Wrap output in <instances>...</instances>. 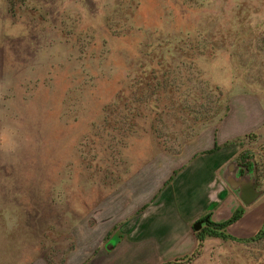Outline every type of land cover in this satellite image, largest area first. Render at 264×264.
Returning <instances> with one entry per match:
<instances>
[{
	"label": "rangeland",
	"instance_id": "rangeland-1",
	"mask_svg": "<svg viewBox=\"0 0 264 264\" xmlns=\"http://www.w3.org/2000/svg\"><path fill=\"white\" fill-rule=\"evenodd\" d=\"M192 144L264 197V0H0V264H157Z\"/></svg>",
	"mask_w": 264,
	"mask_h": 264
},
{
	"label": "crops",
	"instance_id": "crops-1",
	"mask_svg": "<svg viewBox=\"0 0 264 264\" xmlns=\"http://www.w3.org/2000/svg\"><path fill=\"white\" fill-rule=\"evenodd\" d=\"M191 149L183 164L174 163L177 171L167 192L166 215L149 229L146 238L151 245L150 254L157 264H240V245H248L263 226L264 197L255 192L254 182H248L250 175L240 173L238 166L223 172L224 163L237 154L232 147L192 144ZM228 180L229 185H225L223 181ZM238 210L240 217L220 230L226 235L224 238L205 235L200 244V229L216 230L206 227L204 221L195 230L196 222L206 218L222 223ZM162 244L167 247L160 253Z\"/></svg>",
	"mask_w": 264,
	"mask_h": 264
},
{
	"label": "trees",
	"instance_id": "trees-1",
	"mask_svg": "<svg viewBox=\"0 0 264 264\" xmlns=\"http://www.w3.org/2000/svg\"><path fill=\"white\" fill-rule=\"evenodd\" d=\"M240 214H241V211L238 210L235 213H233V215L227 221L222 222V223H212L206 218L200 219L201 222L203 221L205 222L206 227H212V229L216 230V231H206L205 229H200L197 232V239L200 242V244H201V241L204 239L205 235H213V236L224 238L226 235L223 234L220 230L225 228L228 224L235 222L240 217ZM168 264H175V262H171Z\"/></svg>",
	"mask_w": 264,
	"mask_h": 264
},
{
	"label": "water",
	"instance_id": "water-1",
	"mask_svg": "<svg viewBox=\"0 0 264 264\" xmlns=\"http://www.w3.org/2000/svg\"><path fill=\"white\" fill-rule=\"evenodd\" d=\"M200 226H201V221H198V222H196V223L194 224V229H195V230H198V229L200 228Z\"/></svg>",
	"mask_w": 264,
	"mask_h": 264
}]
</instances>
